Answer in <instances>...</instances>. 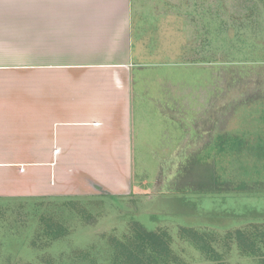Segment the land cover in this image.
<instances>
[{"label": "rangeland", "instance_id": "1", "mask_svg": "<svg viewBox=\"0 0 264 264\" xmlns=\"http://www.w3.org/2000/svg\"><path fill=\"white\" fill-rule=\"evenodd\" d=\"M133 8L141 189L0 200V264H264V0Z\"/></svg>", "mask_w": 264, "mask_h": 264}, {"label": "crops", "instance_id": "2", "mask_svg": "<svg viewBox=\"0 0 264 264\" xmlns=\"http://www.w3.org/2000/svg\"><path fill=\"white\" fill-rule=\"evenodd\" d=\"M133 2L0 0V200L141 189Z\"/></svg>", "mask_w": 264, "mask_h": 264}, {"label": "trees", "instance_id": "3", "mask_svg": "<svg viewBox=\"0 0 264 264\" xmlns=\"http://www.w3.org/2000/svg\"><path fill=\"white\" fill-rule=\"evenodd\" d=\"M156 236L154 234H150V235H145V246L148 244V243H151L153 240H155ZM155 247H153L151 250H150V254H154L155 253ZM161 254V253H160ZM160 254L158 253V256H160ZM135 261V260H134Z\"/></svg>", "mask_w": 264, "mask_h": 264}]
</instances>
